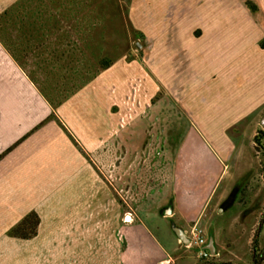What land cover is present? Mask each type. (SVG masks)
I'll return each mask as SVG.
<instances>
[{"label": "crops", "instance_id": "0c3cea01", "mask_svg": "<svg viewBox=\"0 0 264 264\" xmlns=\"http://www.w3.org/2000/svg\"><path fill=\"white\" fill-rule=\"evenodd\" d=\"M70 10L0 0V89L11 95L0 93V264H248L251 228L242 238L216 218L250 168L215 187L239 137L262 127L264 0H130L145 66L101 58L92 70L83 42L98 23ZM176 115L208 146L151 144L166 129L145 122ZM30 214L35 233L13 235ZM194 224L207 259L189 243Z\"/></svg>", "mask_w": 264, "mask_h": 264}, {"label": "rangeland", "instance_id": "374dc122", "mask_svg": "<svg viewBox=\"0 0 264 264\" xmlns=\"http://www.w3.org/2000/svg\"><path fill=\"white\" fill-rule=\"evenodd\" d=\"M14 2L15 0H8ZM30 1V0H29ZM33 2H52L56 6L62 4L63 2H69L71 6L70 16L81 15L80 11H86L84 15L93 21H97V30L93 29L95 26L86 25L89 32L86 33V49L87 57L86 64L88 68L92 70L94 64L97 60H108L124 58L127 62L135 61L139 66H145L144 53L142 49V44L144 36L142 33L137 30L133 31V27L128 19V9L130 0H32ZM6 2V1H5ZM102 8H98L99 6ZM113 5V6H112ZM107 6H112L113 9H108ZM12 11V10H11ZM112 13V14H111ZM13 15V14H12ZM110 20H113V27H116L115 36L112 41L107 40V34L110 31ZM116 21L117 23H115ZM102 23V25H100ZM115 24V25H114ZM78 25H72V33L77 35L82 34V29H79ZM97 31L102 32L99 36H103V41L100 43V40H94L93 34ZM114 30V29H113ZM102 44V45H101ZM101 45V46H100ZM96 49V50H95ZM103 64V63H102ZM0 78L6 73L0 69ZM8 74V73H7ZM3 92L1 97H10L9 92L5 89H0V93ZM7 93V94H6ZM158 95H156V100ZM1 106L6 107V104ZM154 108H152V112ZM154 112H157L154 111ZM157 114V113H156ZM170 114V113H169ZM172 114H170L171 118ZM174 116V115H173ZM153 117V116H152ZM174 118V117H172ZM141 126L140 124H135V127ZM146 130H165V134L161 137L154 138L155 134L150 138L151 144H162L166 141L167 144H178L185 147L189 146H208L206 138L196 137L192 129L189 119L185 115H176V120L168 119L166 121H157L155 118H152L150 121L145 122L143 126ZM153 130V131H154ZM258 130H263L262 127H258ZM257 131L255 134H257ZM253 137L241 136L239 137L237 152L233 153L230 160H228L227 165L219 178L215 190L217 193L225 185H230L231 187L235 186L237 180H240L242 177L240 174L250 168V174L248 177H243L241 182L238 183L232 192L230 200L224 204L223 208L226 209L228 203H232L234 196H237V202L231 208V210L226 211L225 213H218L216 219L220 221L223 225H231L240 228L241 237H246L250 228L252 230V237L254 230L257 228L260 218L264 214V151L261 146L256 147V144L253 141ZM104 143V142H103ZM105 143H110L109 141ZM148 138L144 140L141 144H150ZM137 144V143H136ZM95 158L94 153L91 154ZM108 163H104L103 173L106 177L110 178V153L107 154ZM252 168V169H251ZM219 172V171H218ZM217 175L211 177V182L214 183ZM240 176V178H238ZM245 181V183H244ZM239 182V181H238ZM244 183V184H243ZM205 187V186H204ZM211 187V186H207ZM244 208L247 210L244 211ZM249 209H255V215H247ZM243 240V239H241ZM252 241V238H251ZM258 245L260 248H264V223L262 224V230L258 237ZM251 248V243H250ZM233 264H244V263H233ZM249 264V263H248ZM264 264V262H263Z\"/></svg>", "mask_w": 264, "mask_h": 264}, {"label": "trees", "instance_id": "16d2710c", "mask_svg": "<svg viewBox=\"0 0 264 264\" xmlns=\"http://www.w3.org/2000/svg\"><path fill=\"white\" fill-rule=\"evenodd\" d=\"M263 46V44H262ZM256 147L262 148L264 151V129L258 130L257 134L253 138ZM38 218L35 214H30L26 216L13 230V235H21L24 237L31 236L35 233V227L37 225ZM264 223V214L260 218L257 228L254 230V234L251 241L250 248V260L249 264H263L264 262V248H260L258 245V237L262 230V224ZM204 264H233L231 262H216L209 260Z\"/></svg>", "mask_w": 264, "mask_h": 264}, {"label": "built area", "instance_id": "2783aa9c", "mask_svg": "<svg viewBox=\"0 0 264 264\" xmlns=\"http://www.w3.org/2000/svg\"><path fill=\"white\" fill-rule=\"evenodd\" d=\"M189 243L197 249V254L199 258L207 259L210 254L207 249L204 248L206 244V238L204 235V230L202 227L194 224L189 231ZM159 264H170L169 261H162Z\"/></svg>", "mask_w": 264, "mask_h": 264}, {"label": "water", "instance_id": "95a60500", "mask_svg": "<svg viewBox=\"0 0 264 264\" xmlns=\"http://www.w3.org/2000/svg\"><path fill=\"white\" fill-rule=\"evenodd\" d=\"M260 124H261L262 128L264 129V115L261 118ZM177 235L182 241H184V242L187 241L184 234L180 230H177Z\"/></svg>", "mask_w": 264, "mask_h": 264}]
</instances>
